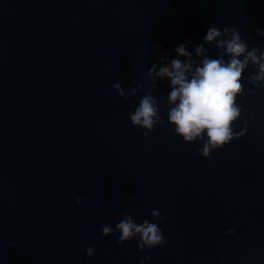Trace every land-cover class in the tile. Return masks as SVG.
I'll return each mask as SVG.
<instances>
[{
  "label": "water",
  "instance_id": "1",
  "mask_svg": "<svg viewBox=\"0 0 264 264\" xmlns=\"http://www.w3.org/2000/svg\"><path fill=\"white\" fill-rule=\"evenodd\" d=\"M210 26L264 48V0H0V264H264L254 68L236 98L232 127L244 135L208 157L204 140L186 143L167 123V80L153 93L163 125L145 135L128 116L158 58H176L186 39L193 51ZM153 209L163 244L140 251L136 238L102 237L123 213L139 224Z\"/></svg>",
  "mask_w": 264,
  "mask_h": 264
},
{
  "label": "clouds",
  "instance_id": "2",
  "mask_svg": "<svg viewBox=\"0 0 264 264\" xmlns=\"http://www.w3.org/2000/svg\"><path fill=\"white\" fill-rule=\"evenodd\" d=\"M256 34L264 37V31L259 29ZM189 43L186 39L175 48L176 58L161 56L158 58L159 67L153 64L148 69L151 90L139 99L138 106L128 116L132 126L146 130L145 135L154 131L155 125H163L165 121L160 115L159 98L153 93L158 92V82L167 80L170 88L167 95V123L174 125L175 134L186 143L204 140L199 154L208 157L211 151L244 135L246 129L234 132L232 127L242 111L236 98L244 91L241 81L245 69L250 65L255 71L249 74L248 82L253 88H264V48H249L235 27L219 29L210 26L193 51L187 50ZM205 45H212L217 50L215 58L209 55L210 49ZM112 87L118 96L128 99L119 81ZM142 87L132 88L131 95L135 96ZM76 203L80 204L81 200L77 198ZM151 217L152 222L145 219L137 224L125 212L114 228L103 224L101 235L108 237L119 232L117 243L136 238L138 250L154 248L164 242L162 230L156 221L163 222L165 218L156 209L151 211ZM93 253V246L85 248L87 256L91 257ZM149 259L145 256L139 264H145Z\"/></svg>",
  "mask_w": 264,
  "mask_h": 264
}]
</instances>
